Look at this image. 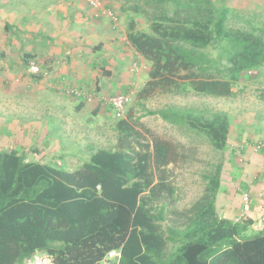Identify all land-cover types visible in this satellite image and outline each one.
Here are the masks:
<instances>
[{"label": "trees", "instance_id": "trees-1", "mask_svg": "<svg viewBox=\"0 0 264 264\" xmlns=\"http://www.w3.org/2000/svg\"><path fill=\"white\" fill-rule=\"evenodd\" d=\"M122 10L133 12L129 44L151 67L139 100L231 97L242 76L264 64V28L232 26L225 0H134ZM135 16L150 29L137 28ZM133 112L117 121L115 147L97 149L76 169L0 150V264L46 255L56 264H102L115 249L121 256L112 264H264V227L247 235V217L239 222L216 210L222 165L205 175L206 192L179 208L175 169L190 154L177 141L137 130ZM147 113L207 136L215 150L228 146L226 112L168 106Z\"/></svg>", "mask_w": 264, "mask_h": 264}, {"label": "rangeland", "instance_id": "rangeland-1", "mask_svg": "<svg viewBox=\"0 0 264 264\" xmlns=\"http://www.w3.org/2000/svg\"><path fill=\"white\" fill-rule=\"evenodd\" d=\"M128 1L129 3L134 2V0H104L118 13L120 19L116 25H113L107 17L98 20L109 21L111 31L116 33L115 39L117 38V41L111 45L109 53H99L93 60H90V62L96 61V63H100L103 59L107 61L104 67L100 64L95 69L96 77L94 78H98V83L90 82L88 85L70 86L90 94L92 101L86 102L82 98L85 103V109L80 118L82 124L76 123L77 125L74 124L73 128L67 124L72 128L70 131L64 130L63 125H57L53 136L63 148L60 150L47 148V153L44 154H41L43 150L37 148V152H35L36 147L30 148L29 145L36 144L31 139L35 140L37 133L31 130L28 132L25 130V126V131L11 133L4 138L0 136V150L16 149L19 152H27L29 159H40L48 162L54 159L59 165H63L64 162L66 164L73 163L72 167H75V162L82 164L97 149L115 147L118 139V132L115 127L119 118L102 101L105 97L108 98L116 93L127 92L131 95L132 100L124 116L120 119L127 118L128 111L134 107V118L138 122L134 120L133 123H137V130L150 129L154 134L177 141L184 146L186 153L190 154L188 163L182 168L175 169L176 182L180 189V199L177 201V206L185 208L194 204L206 192L209 180L205 175L213 173L218 165H222V186L217 193V202L222 208L226 205H234V202L247 190L244 180L248 176L243 177L245 164L249 163L253 153L260 155L261 151L264 150V148L258 152L253 150V144L260 140L264 141V134L261 132L262 129L264 131V64L261 67L252 68V73L246 72L240 81L234 85L235 94L231 97L202 96L190 92L185 95H156L139 100L137 98L138 92L145 85L147 81L145 79H149L151 67L143 56L134 53L132 46L126 39L130 15H133V12L128 14L122 10V6L127 5ZM216 1L222 3L224 0ZM225 2L232 9L230 14L232 26L250 28L253 25L259 29L264 28V0H225ZM43 6L40 5L41 8ZM135 18L137 28L150 29L149 22L143 16H135ZM113 36L114 33L111 37ZM211 51L214 55L218 53L217 48ZM105 56L106 58H104ZM1 71L3 72L1 75H4L6 70L2 69ZM27 71L29 72L28 67ZM50 75L49 72L47 77ZM21 79V77L16 76L12 82L16 83ZM8 82L10 83L11 80L8 79ZM56 82L58 83V81ZM57 83L54 85L63 91L62 86L65 87V85ZM10 85L12 84L10 83ZM50 85H52L51 82ZM7 103L9 100L4 102L5 105ZM168 106L191 108L205 115L217 111L226 112L231 122L227 148L224 151L215 150L207 136L187 127L173 125L159 115L147 113L148 110H159ZM97 108L99 111L95 113ZM15 119L16 121L23 120L19 117H15ZM254 131L260 136L254 137ZM44 150L46 149L44 148ZM237 168L240 169L239 173L242 175H237L239 174Z\"/></svg>", "mask_w": 264, "mask_h": 264}, {"label": "crops", "instance_id": "crops-1", "mask_svg": "<svg viewBox=\"0 0 264 264\" xmlns=\"http://www.w3.org/2000/svg\"><path fill=\"white\" fill-rule=\"evenodd\" d=\"M40 5H44L43 8ZM115 34L108 20L99 21L93 17L84 0H0V136L4 138L21 130H31L37 133V138L31 139L36 144L29 145L30 148L43 150L41 154L47 153V148H63L53 133L58 124L69 131L74 124H82L80 118L85 104L82 99L52 85L56 81L65 86L98 83V78H94L95 69L100 64L104 67L107 61L90 60L99 53H109L111 45L117 41ZM134 53L138 54L135 50ZM31 58L49 60L43 66L51 75L39 78L29 73L27 61ZM2 69L6 70L4 75H1ZM16 76L22 79L13 83ZM6 100L11 103L5 105ZM14 115L23 120L16 121ZM261 132L264 134L263 129ZM253 135L258 134L254 131ZM261 152L260 155L253 153L244 167L243 177L248 176L244 185L252 197V210L246 220L251 223L247 235L258 230L259 223L264 225V150ZM75 163V167L67 163L68 168L76 169L83 164ZM239 170L237 168L238 173ZM216 203L220 217L236 219L241 213V197L234 205L231 203L223 208ZM172 244L169 252L176 250L177 246Z\"/></svg>", "mask_w": 264, "mask_h": 264}, {"label": "built area", "instance_id": "built-area-1", "mask_svg": "<svg viewBox=\"0 0 264 264\" xmlns=\"http://www.w3.org/2000/svg\"><path fill=\"white\" fill-rule=\"evenodd\" d=\"M86 4L90 7L93 17L99 19L102 17H107L110 19L113 25H116L119 22V15L115 10L106 4L104 0H84ZM28 70L30 73L39 77L42 75L43 77H47L49 74V70L44 66H41L36 59L31 58L28 64ZM253 71L250 69L248 73H252ZM53 87L56 85L53 84ZM57 88V87H56ZM63 91L67 94L74 95L77 98L84 99L86 102L92 101V96L90 94H86L83 90L79 88H74L70 86L62 87ZM132 98L131 95L127 92H119L115 95H111L110 97L106 98L102 101L104 104L109 106L112 109L113 114L117 118H122L125 114L127 107L129 106ZM264 148V141L260 140L253 144V150L258 152ZM242 201V210L240 215L236 218V221H242L245 217L251 212L252 210V197L249 191H244L241 195ZM259 210L261 211L262 208L260 207ZM263 222L257 225L258 228L263 227ZM121 256L120 250H112L108 253V255L103 260L102 264H110L112 260L118 259ZM30 264H56L52 256H39L34 259Z\"/></svg>", "mask_w": 264, "mask_h": 264}]
</instances>
